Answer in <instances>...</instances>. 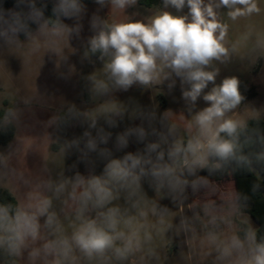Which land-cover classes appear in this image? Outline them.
Wrapping results in <instances>:
<instances>
[{"label":"clouds","instance_id":"9594fccd","mask_svg":"<svg viewBox=\"0 0 264 264\" xmlns=\"http://www.w3.org/2000/svg\"><path fill=\"white\" fill-rule=\"evenodd\" d=\"M91 2L96 7L90 12L86 0H15L10 8L0 0V67L12 78L7 58L13 56L22 70L38 57L37 76L46 56L59 68L82 50L81 63L100 65L86 76L90 99L98 103L91 110L69 103L47 121L56 130L73 121L84 128L62 143L60 136L53 139L64 161L77 154L65 169L72 175L61 172L33 183L0 154V182L7 184L11 176L28 188L23 199L12 191L0 199V264H162L160 249L179 246L182 238L190 243L200 214L193 211L174 223L172 211L150 199L145 184L182 211L185 203L194 207L189 190L192 196L215 194L210 177L218 173H264V108L252 106L248 118H241L238 109L247 102L242 81L229 75L217 82L219 65L231 63L238 51L229 22L260 16V0H161L147 15L129 11L139 0ZM248 55L253 65L264 61V31L256 32ZM133 88L167 95L179 88L183 107L158 112L118 98ZM16 95L28 109L44 102L36 85L31 95ZM17 103L0 104V131L22 122ZM126 118L139 123L111 131ZM132 144L142 147L127 151ZM259 188L255 183L253 193ZM223 199L244 227L227 235L217 231L218 219L228 225L232 220L214 214V201L204 204L213 227L201 242L211 247L213 264H264V233L244 211L249 197L229 191Z\"/></svg>","mask_w":264,"mask_h":264},{"label":"rangeland","instance_id":"374dc122","mask_svg":"<svg viewBox=\"0 0 264 264\" xmlns=\"http://www.w3.org/2000/svg\"><path fill=\"white\" fill-rule=\"evenodd\" d=\"M260 4L262 7L260 16L236 23L229 22L231 24L230 40L237 43L238 51L231 63L219 65L221 74L217 82L229 75H236L242 81L241 90L247 97V102L238 109L241 118H248L247 109L252 106L264 108V61L253 65L248 55V49L255 40L256 32L264 31V0H260ZM95 7L93 3L88 4L90 12ZM150 8L138 4L136 9L129 11H138L141 15H147ZM115 18L123 19V15L116 14ZM84 25V34L88 35L87 19L84 21ZM245 33H249L247 40L244 38ZM73 46L80 49L79 41H73ZM80 54L82 55V50L81 53L70 55L68 63L59 68L53 59L46 56L44 66L38 76V57H34L32 64L23 70L18 58L8 57L7 68L15 76L13 78L5 72L3 67H0V104L4 106L5 101L8 102V106L17 103L19 100V96L16 95L17 90H19L20 96L31 95L35 91V85L39 94L44 98L43 103H34L31 109L26 108L22 103H17V106L23 110L22 122L16 126L13 140L7 146L0 145V154L8 157L10 167L22 172L24 177L33 183L40 178H47L49 175L55 179L61 172L67 176L72 175L71 171H65V169L76 161L77 154L68 156L64 161L57 154L59 143L53 142V139L60 136V143H62L64 138L71 139L81 135L84 128L78 122L73 121L60 130H56L55 127H50L47 121L55 113L63 114L69 103H74L83 110H91L98 103V101L90 99L87 92L86 76L94 70V67H97L98 71L100 65L99 63L95 66L87 62L81 63ZM247 91H249L248 94H245ZM179 97V88L172 95L159 94L155 90L152 92L142 91L138 88L118 94V98L122 102L138 103L145 108L155 106L158 112L165 109L178 112L183 107V102ZM200 106H204L203 101L200 102ZM101 123L103 122L101 121ZM133 123H139V121H130L126 118L120 128L111 131L114 133L121 131L132 126ZM137 147L142 146L132 144L127 151H135ZM78 167L80 172L87 174L83 164H79ZM97 171H99V165H97ZM200 174L207 175V172L204 171ZM210 179L215 182V194L200 193L192 196L189 190L188 202H192L194 207L189 209L188 204L185 203L182 211L178 210L170 200L162 199L163 193L154 194L147 184L144 185L150 199L169 207L173 213L171 219L174 223H178L181 216L191 217L193 211L200 214V218L194 220L195 233L188 237L190 243H186L182 238L179 246L173 242L160 249L162 264H213L214 253L211 247L207 243L201 242L204 233L213 227L208 224L209 217L202 211L204 204L208 201L215 202L214 214L232 220V224L228 225L218 219L217 231L227 235L233 230L244 227L240 223L241 217L233 213L228 203L223 199L227 192L236 191L234 180L230 177L215 180L214 176ZM0 189L12 191L17 199H23L24 193L28 191V188L18 178L11 176L8 178L7 184L0 182ZM54 206L59 210L61 204L59 201H54ZM245 215L247 214L245 213ZM149 219L154 221L155 218L150 217ZM170 235L165 238L169 239ZM157 243L160 241L158 240Z\"/></svg>","mask_w":264,"mask_h":264},{"label":"trees","instance_id":"16d2710c","mask_svg":"<svg viewBox=\"0 0 264 264\" xmlns=\"http://www.w3.org/2000/svg\"><path fill=\"white\" fill-rule=\"evenodd\" d=\"M86 2L92 4L91 0H86ZM160 2V0H139V4L146 7H151L154 4L159 5ZM14 4L15 0H4L5 7H14ZM248 92L245 94H248ZM4 106L8 107L7 101L4 102ZM2 114L3 108L0 109V115ZM259 126L264 128V120L260 122ZM15 134L16 126L0 131V145L7 146L13 140ZM256 148L258 150L259 145ZM227 177L234 180L237 192L249 197L248 207L244 211L257 224V227L261 228V232L264 233V173H261L260 177H258L255 172L250 173L247 170H238L231 176L227 174L221 175L219 173L214 175L215 180H221ZM258 182L260 183V188L257 192L253 193L252 186ZM8 192V189H0V199H9Z\"/></svg>","mask_w":264,"mask_h":264},{"label":"crops","instance_id":"0c3cea01","mask_svg":"<svg viewBox=\"0 0 264 264\" xmlns=\"http://www.w3.org/2000/svg\"><path fill=\"white\" fill-rule=\"evenodd\" d=\"M252 220V219H251ZM252 222L254 223V225L257 227V224L252 220Z\"/></svg>","mask_w":264,"mask_h":264}]
</instances>
